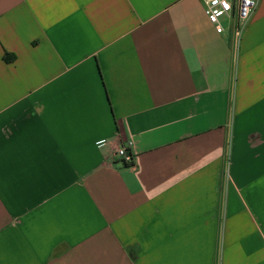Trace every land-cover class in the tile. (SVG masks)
I'll list each match as a JSON object with an SVG mask.
<instances>
[{
	"label": "crops",
	"instance_id": "obj_1",
	"mask_svg": "<svg viewBox=\"0 0 264 264\" xmlns=\"http://www.w3.org/2000/svg\"><path fill=\"white\" fill-rule=\"evenodd\" d=\"M0 264H264V0H0Z\"/></svg>",
	"mask_w": 264,
	"mask_h": 264
},
{
	"label": "built area",
	"instance_id": "obj_2",
	"mask_svg": "<svg viewBox=\"0 0 264 264\" xmlns=\"http://www.w3.org/2000/svg\"><path fill=\"white\" fill-rule=\"evenodd\" d=\"M208 21L216 33L224 34L230 30L237 43L242 39L244 29L256 11L260 0H201ZM227 5V7H225ZM133 142L119 147L115 155L125 165H134Z\"/></svg>",
	"mask_w": 264,
	"mask_h": 264
},
{
	"label": "clouds",
	"instance_id": "obj_3",
	"mask_svg": "<svg viewBox=\"0 0 264 264\" xmlns=\"http://www.w3.org/2000/svg\"><path fill=\"white\" fill-rule=\"evenodd\" d=\"M105 143H106V142L103 141V140L98 141V142H97V146H98V147H103V146L105 145Z\"/></svg>",
	"mask_w": 264,
	"mask_h": 264
},
{
	"label": "snow or ice",
	"instance_id": "obj_4",
	"mask_svg": "<svg viewBox=\"0 0 264 264\" xmlns=\"http://www.w3.org/2000/svg\"><path fill=\"white\" fill-rule=\"evenodd\" d=\"M214 2H215V0H214ZM225 7H227V5H225Z\"/></svg>",
	"mask_w": 264,
	"mask_h": 264
}]
</instances>
